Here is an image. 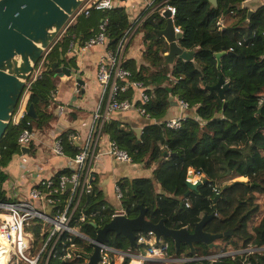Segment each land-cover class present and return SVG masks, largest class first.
I'll list each match as a JSON object with an SVG mask.
<instances>
[{
  "label": "trees",
  "instance_id": "trees-1",
  "mask_svg": "<svg viewBox=\"0 0 264 264\" xmlns=\"http://www.w3.org/2000/svg\"><path fill=\"white\" fill-rule=\"evenodd\" d=\"M242 1L217 0V5L212 6L207 0H167L176 9L174 23L182 33L179 45L194 51L191 59L178 58L171 65L164 63L168 44L156 33L163 28L164 21L158 12L150 15L144 25V37L149 40L145 60L155 69L147 65H140L138 69L134 65L127 67L133 79L149 86L150 99L145 107L152 121L143 127L139 142L136 133L120 127L118 120L107 123L104 132L127 150L133 163L152 168L151 176L117 181L123 192L121 206L127 216L135 217L138 204L142 203L147 208L146 219L157 222L164 218L168 227L192 228L203 213H215L204 230L218 233L232 228L234 232L221 239L235 246L240 242L246 247L264 245V208L260 202L264 200V6L246 21L247 11L241 7ZM103 14L93 11L89 17H79L70 30L81 32L84 39L96 30L90 29ZM107 15L109 44L115 46L129 20L123 8L112 9ZM66 43L67 37L52 43L45 56L47 64L58 61L74 66L73 58L65 55ZM218 52H223L219 58L220 69L217 68ZM53 75L47 68L31 87L29 103L33 104L37 116L30 119L36 129L48 126L54 116L47 109L49 92L55 88ZM220 75L228 83L223 99L208 88ZM170 96L185 100L191 112L178 129L160 124L169 108ZM200 121L205 122L203 128ZM23 125L24 122L17 126L9 124L0 142V200H9L4 189L7 173L3 168L20 150L17 136ZM67 135L62 134L64 149L67 155L74 156L77 148ZM189 168L199 171L207 182L184 198ZM240 176L246 180L235 179L221 185L225 179ZM157 184L160 192L156 190ZM214 186L220 193L215 201ZM256 194L262 199L258 201ZM83 203L86 220L79 221L75 216L71 225L94 238L96 229L92 222L100 226L108 222L114 207L106 201L98 185L83 197ZM107 236L108 245L120 250L129 248L123 235L109 232ZM165 239L169 241L168 254H172L173 242ZM62 247L59 244V254L50 257L47 264H86L92 252L90 243L76 236L71 242H65L71 252L69 258L61 256ZM185 248L187 245L182 244L178 253ZM196 250L210 251L200 242ZM247 260L250 264H264V251L248 255ZM43 262L42 257L37 264ZM128 263L129 258H125L122 264ZM215 264L246 263L224 256Z\"/></svg>",
  "mask_w": 264,
  "mask_h": 264
},
{
  "label": "built area",
  "instance_id": "built-area-1",
  "mask_svg": "<svg viewBox=\"0 0 264 264\" xmlns=\"http://www.w3.org/2000/svg\"><path fill=\"white\" fill-rule=\"evenodd\" d=\"M132 1L135 3L139 1V11L132 10L134 7ZM115 8L125 10L129 25L117 44L111 46L108 31L110 20L107 12ZM93 11L104 14L99 19L96 30L81 39L75 31L70 30V27L77 23L79 17H89ZM166 11H169L174 32H181V29L174 23L176 9L167 0H83L57 34L54 42L63 37L68 38L67 58H73L77 63V67L69 66L76 78L83 56L95 47L101 48L95 60V79L99 85V92L89 116L75 123L74 119V121L67 120L70 116L68 105L58 99L55 89L50 90L47 109L53 111L61 127L51 139L50 151L56 157L65 158L66 162L60 170L48 176H39L37 181L27 191H21L16 199L0 200V238L6 242V247L1 250L0 264H37L42 257L44 258L43 264H47L50 257L59 254V244L63 245L64 254L62 253L61 256L69 258L71 252L65 247L66 241L71 242L75 236L88 242L93 241V238L72 226L71 221L75 216L79 221H85L87 218L84 212L83 197L97 186L94 166L98 157L106 154L116 160L132 163L131 155L110 138L104 132V128L114 119L117 112L135 111L151 119L145 107L150 99L149 86L139 79L132 78V72L126 66V51L130 39L143 27L148 17L158 12L160 17L165 18L163 14ZM219 23L222 24L221 20ZM78 40V46L75 48ZM51 45L44 50L40 59L33 65L10 119L9 124L15 126L25 123L17 136V143L20 147H30L37 138V129L31 126V117L28 112L29 98L32 84L42 78L49 66L45 56ZM177 102L180 108L189 109L185 100L177 98ZM187 116L166 118L160 121V124L166 128L178 129L182 120ZM204 125L205 122L200 121L202 128ZM81 131H84V134L77 147V152L74 156L67 155L62 134H71L69 140L73 142L80 138ZM27 157L28 154L25 153L20 155L23 162L27 160ZM189 174H192V177H189ZM201 178L199 171L191 168L187 170V180L195 182ZM114 191L119 203L118 207H114L111 218L117 214L126 215L121 206L123 192L117 183L114 185ZM213 191L219 193L216 186L213 187ZM101 208L104 209L105 206ZM90 215H94V212H90ZM136 243V248L129 246L124 251L107 243L101 244L98 263L115 264L118 261L122 264L125 258L135 259L139 264L145 262H166L168 264L171 260H178L177 257L168 254V241H163L162 237L156 239L151 231L137 232ZM256 248V251H262L264 245ZM224 255V252L213 253L208 255L207 259L214 263ZM245 263L250 264L249 261Z\"/></svg>",
  "mask_w": 264,
  "mask_h": 264
},
{
  "label": "water",
  "instance_id": "water-1",
  "mask_svg": "<svg viewBox=\"0 0 264 264\" xmlns=\"http://www.w3.org/2000/svg\"><path fill=\"white\" fill-rule=\"evenodd\" d=\"M83 0H0V142L10 123L12 113L16 107L18 99L28 79L33 65L42 56L45 49L54 42L57 34L67 23L70 16L80 6ZM212 6L217 5V0H207ZM264 6V0H243L241 7L246 9V21L261 7ZM165 25L157 29L159 37H163L168 44V50L164 53V63L173 64L175 59H191L194 51L185 50L179 45L181 32H174L172 19L169 17V11L164 12ZM79 40L76 42L77 48ZM223 52L216 53L217 68H221L220 56ZM63 59V56H61ZM48 71L55 75H71V70L66 65H59L58 61L49 63ZM77 87L81 93H84L83 85L85 81L75 78ZM210 90H215L221 99L224 98L228 83L222 75L218 80L208 86ZM174 104H177L173 96L169 97ZM226 103H224V106ZM28 112L31 118H36V112L32 103L28 105ZM137 142L140 141L141 129H135ZM22 152L29 153V147L21 146ZM192 177V174H189ZM207 179L202 177L200 180L191 182L185 180L187 191L183 197H187L191 191H195L199 186L205 184ZM220 197L217 193L213 198L215 201ZM182 201L180 205H182ZM139 212L135 217H129L125 214L114 215L108 222L99 226L92 222L96 229V235L93 241H90L92 247L91 254L87 257L86 264H99L100 246L108 242L107 234L113 232L115 235H123L127 238L129 246L136 248L137 232H153L156 239H171L174 245L175 254L179 252L182 244L187 245L191 251H194L193 244L202 242L209 249L216 248L218 239L231 235L232 228L223 232L211 233L204 230L205 224L215 213H203L201 218L194 223L192 228L183 226L180 228H171L165 224L164 218L157 222H152L145 218L147 208L142 203L138 204Z\"/></svg>",
  "mask_w": 264,
  "mask_h": 264
},
{
  "label": "crops",
  "instance_id": "crops-1",
  "mask_svg": "<svg viewBox=\"0 0 264 264\" xmlns=\"http://www.w3.org/2000/svg\"><path fill=\"white\" fill-rule=\"evenodd\" d=\"M136 2L137 3L132 1V5L134 6L132 10L135 9L134 11L137 12L139 11V1ZM95 17H98V14ZM162 19L164 21V18ZM97 23L98 20L94 23L90 30H92V28L96 29ZM144 25L129 41L126 51V66L134 65L136 69H138L140 68V65H147L151 68V70H154V66L149 65V63L145 60L146 48L149 40L144 37V33L146 31ZM75 32L79 35V38H81V32ZM100 51L101 48L99 47L93 48L83 56L81 62L79 63L78 77L85 81V84L83 85L84 93H81L77 87L74 73H71L69 76H58L54 74L51 78L55 86L54 89L56 90L58 99L67 104L70 109V116L67 118L69 121L74 119L75 123H78L81 118H87L90 111L94 108L99 92V85L95 79V60ZM59 65L64 64L59 63ZM174 100L177 104H174L172 100H170V105L165 115V119L190 115L191 112L189 110H184L179 107L176 97H174ZM76 118L78 119L76 120ZM114 120L119 121L120 127L126 130H133L134 132L137 128L142 131L143 127L152 121L135 111L117 112L114 115ZM60 129V122L54 115L48 126L43 129H37V138L30 145L29 153L26 151L22 152L20 149L19 152L13 154L11 160L3 168L7 173V180L4 183V189L9 200L19 197L21 191H27V189L37 181L39 176H48L62 168V165L66 162L65 158L56 157L52 155L50 151V144L52 142L51 139L60 131ZM83 134L84 131H81L80 138L73 140L76 148L80 144ZM70 135L71 134L67 135L68 139H70ZM22 153H25L26 155L28 154L27 160L24 162L20 159V155ZM131 165H137V167H132ZM138 166L141 168L138 169ZM94 171L98 187L102 190L106 201L113 207H118L119 203L115 197L114 191V185L118 180L152 175V168H146L143 164L119 161L106 154L98 157L94 166ZM237 179L240 181L246 180L243 176H240ZM156 190L160 192L159 184L156 185ZM215 242L217 243V247L212 248L209 252L205 253H202L200 250H196V246L199 242H195L193 244L194 251H191L188 246L187 249L185 248L177 254H175L174 250V252L170 255L177 257L178 260H171L168 264H215L216 261L212 263L207 259V256L219 252H224V256L240 259L244 263L245 261H248V255L264 251V249L262 251H256L257 246L253 244H248L245 247L240 242L236 246L229 242L226 243L222 239H218ZM252 250L253 252H251ZM115 264H119L118 261H116ZM128 264L139 263L135 259H130ZM160 264H166V262H161Z\"/></svg>",
  "mask_w": 264,
  "mask_h": 264
},
{
  "label": "rangeland",
  "instance_id": "rangeland-1",
  "mask_svg": "<svg viewBox=\"0 0 264 264\" xmlns=\"http://www.w3.org/2000/svg\"><path fill=\"white\" fill-rule=\"evenodd\" d=\"M164 24H165V22H164ZM67 44L68 43H66V48H65V55H66V57H67ZM72 63L74 64V66L75 67H77V63L75 62V60L73 59V61H72ZM171 78L172 79H174V77H172L171 76ZM170 78V79H171ZM173 99H174V97H173ZM17 152H19V151H17ZM132 167H137V165H131ZM141 167L140 166H138V169H140ZM145 172H147V171H145ZM238 177H233V178H231V179H225V181H222L221 182V185H223L224 183H227V182H231V181H233V180H235V179H237ZM257 195V199H258V201L260 200V199H262V196H260V195H258V194H256ZM260 202H261V204H262V208H264V200H260ZM256 217V216H255ZM255 217H253V218H255ZM250 223V222H249ZM163 239V241H168V240H166L165 238H162ZM169 242V241H168ZM140 250L141 251H143V249L142 248H140Z\"/></svg>",
  "mask_w": 264,
  "mask_h": 264
},
{
  "label": "bare ground",
  "instance_id": "bare-ground-1",
  "mask_svg": "<svg viewBox=\"0 0 264 264\" xmlns=\"http://www.w3.org/2000/svg\"><path fill=\"white\" fill-rule=\"evenodd\" d=\"M6 247V242L3 238H0V255H1V250Z\"/></svg>",
  "mask_w": 264,
  "mask_h": 264
}]
</instances>
